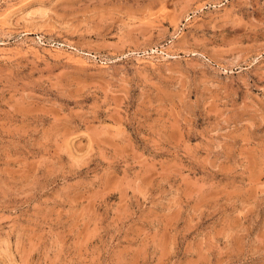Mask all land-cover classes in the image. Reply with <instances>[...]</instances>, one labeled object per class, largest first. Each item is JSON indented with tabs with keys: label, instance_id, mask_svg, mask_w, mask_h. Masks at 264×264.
Listing matches in <instances>:
<instances>
[{
	"label": "rangeland",
	"instance_id": "374dc122",
	"mask_svg": "<svg viewBox=\"0 0 264 264\" xmlns=\"http://www.w3.org/2000/svg\"><path fill=\"white\" fill-rule=\"evenodd\" d=\"M0 264H264V0H0Z\"/></svg>",
	"mask_w": 264,
	"mask_h": 264
}]
</instances>
